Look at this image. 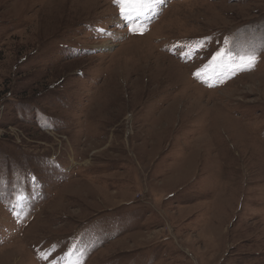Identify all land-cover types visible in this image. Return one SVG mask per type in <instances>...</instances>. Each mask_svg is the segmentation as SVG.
<instances>
[{
  "label": "rangeland",
  "instance_id": "1",
  "mask_svg": "<svg viewBox=\"0 0 264 264\" xmlns=\"http://www.w3.org/2000/svg\"><path fill=\"white\" fill-rule=\"evenodd\" d=\"M124 9L0 0V264H264V0Z\"/></svg>",
  "mask_w": 264,
  "mask_h": 264
},
{
  "label": "snow or ice",
  "instance_id": "2",
  "mask_svg": "<svg viewBox=\"0 0 264 264\" xmlns=\"http://www.w3.org/2000/svg\"><path fill=\"white\" fill-rule=\"evenodd\" d=\"M113 2L115 4H117L119 7H120V10H121V14H125V9H124V3H125V0H113ZM217 55H220V53H218ZM215 59V57H214ZM251 59V58H250ZM199 75V74H197ZM211 86V85H210ZM46 258V257H45Z\"/></svg>",
  "mask_w": 264,
  "mask_h": 264
},
{
  "label": "trees",
  "instance_id": "3",
  "mask_svg": "<svg viewBox=\"0 0 264 264\" xmlns=\"http://www.w3.org/2000/svg\"><path fill=\"white\" fill-rule=\"evenodd\" d=\"M108 1L112 3V0H108ZM112 4H113V3H112ZM113 5H114V7H115V9H116V12L118 13V10H119V9L116 7L115 4H113ZM7 208H10V207L7 206Z\"/></svg>",
  "mask_w": 264,
  "mask_h": 264
}]
</instances>
